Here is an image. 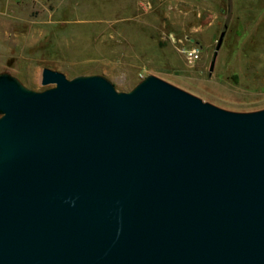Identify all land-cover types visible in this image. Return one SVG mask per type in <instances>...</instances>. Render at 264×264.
<instances>
[{"label":"water","instance_id":"95a60500","mask_svg":"<svg viewBox=\"0 0 264 264\" xmlns=\"http://www.w3.org/2000/svg\"><path fill=\"white\" fill-rule=\"evenodd\" d=\"M41 85L0 74V264H264V109L153 75Z\"/></svg>","mask_w":264,"mask_h":264},{"label":"rangeland","instance_id":"374dc122","mask_svg":"<svg viewBox=\"0 0 264 264\" xmlns=\"http://www.w3.org/2000/svg\"><path fill=\"white\" fill-rule=\"evenodd\" d=\"M225 37L214 69L213 52ZM197 47L186 61L177 43ZM44 68L118 92L156 76L233 112L264 109V0H0V74L41 92Z\"/></svg>","mask_w":264,"mask_h":264},{"label":"built area","instance_id":"2783aa9c","mask_svg":"<svg viewBox=\"0 0 264 264\" xmlns=\"http://www.w3.org/2000/svg\"><path fill=\"white\" fill-rule=\"evenodd\" d=\"M170 39L172 40V42L177 43L178 45L182 44L181 40H176L172 36L170 37ZM178 51L180 54H182L184 56L186 61L189 63H194L196 60H198L199 54H200V50L197 47L186 48V47L181 45L178 47Z\"/></svg>","mask_w":264,"mask_h":264}]
</instances>
